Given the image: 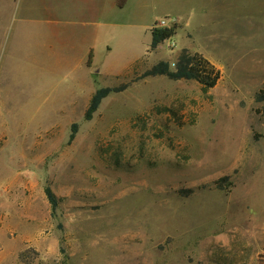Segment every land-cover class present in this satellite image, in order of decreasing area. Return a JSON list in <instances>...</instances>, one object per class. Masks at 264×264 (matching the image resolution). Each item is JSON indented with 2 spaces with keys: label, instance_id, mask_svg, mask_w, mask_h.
I'll return each mask as SVG.
<instances>
[{
  "label": "rangeland",
  "instance_id": "obj_1",
  "mask_svg": "<svg viewBox=\"0 0 264 264\" xmlns=\"http://www.w3.org/2000/svg\"><path fill=\"white\" fill-rule=\"evenodd\" d=\"M62 1L0 0V264H264V0H105L89 61Z\"/></svg>",
  "mask_w": 264,
  "mask_h": 264
},
{
  "label": "trees",
  "instance_id": "obj_2",
  "mask_svg": "<svg viewBox=\"0 0 264 264\" xmlns=\"http://www.w3.org/2000/svg\"><path fill=\"white\" fill-rule=\"evenodd\" d=\"M126 0H120L119 6L123 7ZM176 33V25L174 27L153 28L151 31L152 41L151 49H155L158 45L166 40L171 39ZM162 76L165 75L172 80H194L202 85L203 89L208 90L214 88L220 77V71L210 61L200 54H190L184 50L177 58L175 69L171 70L169 63L160 62L151 70L147 71L144 76ZM119 89L103 88L96 91L93 95L89 107L85 114L86 120H91L93 114L97 111L101 101L108 96L112 91ZM255 100L257 103L264 104V85L256 94ZM76 126H74V131ZM74 137V132L71 139ZM46 194L53 205L56 204L54 194L50 189H46Z\"/></svg>",
  "mask_w": 264,
  "mask_h": 264
},
{
  "label": "crops",
  "instance_id": "obj_3",
  "mask_svg": "<svg viewBox=\"0 0 264 264\" xmlns=\"http://www.w3.org/2000/svg\"><path fill=\"white\" fill-rule=\"evenodd\" d=\"M68 2H71L70 8L78 9L76 12L77 18L76 20L72 21L73 24L79 25L81 29V32H79V35L76 38L77 45H75V47L80 48L82 52L81 56H83V59L89 61V59H91L92 56L93 57L96 56V51L97 48H99L98 45L101 41L100 40L102 33L101 26L103 27L105 25V23L103 22L104 21L103 19L105 18V13H104L105 0H71V1L63 0L62 6L69 8ZM113 2H114L113 5L116 4L117 6V0H113ZM46 6L50 8H55V6L50 5V3L48 2ZM101 17H102V21H101ZM65 23H67V19L63 17V25H65ZM63 28L65 29L66 27ZM66 48H67V41H65V39L63 38V49Z\"/></svg>",
  "mask_w": 264,
  "mask_h": 264
}]
</instances>
